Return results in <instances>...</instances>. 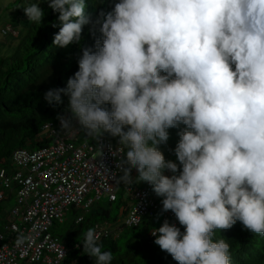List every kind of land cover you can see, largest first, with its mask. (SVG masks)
<instances>
[{
    "label": "clouds",
    "instance_id": "obj_1",
    "mask_svg": "<svg viewBox=\"0 0 264 264\" xmlns=\"http://www.w3.org/2000/svg\"><path fill=\"white\" fill-rule=\"evenodd\" d=\"M49 6L58 13L56 46L79 42L85 25L101 34L82 48L66 86L44 93L49 103L68 97L67 113L57 114L61 128L78 122L90 137L118 136L119 180L148 182L162 212L172 210L184 226L165 219L152 228L175 260L231 264L230 244L214 239L216 229L240 221L264 234V0H117L95 20L86 0ZM23 7L29 21L41 22L40 0ZM181 123L178 164L159 145ZM30 239L20 233L15 243ZM82 243L95 264H111L114 253L94 227Z\"/></svg>",
    "mask_w": 264,
    "mask_h": 264
},
{
    "label": "trees",
    "instance_id": "obj_2",
    "mask_svg": "<svg viewBox=\"0 0 264 264\" xmlns=\"http://www.w3.org/2000/svg\"><path fill=\"white\" fill-rule=\"evenodd\" d=\"M36 0H15L12 7ZM117 0H86V11L95 20L101 10L109 11ZM40 6L45 12L41 22L29 21L24 12L21 24L15 25L18 41L10 42L13 53L0 57V167L9 174L15 169L13 152L16 148L26 146H42L49 139H39L41 126L48 120H56L58 113H67L68 97L62 94L63 103H49L44 93L52 87L66 86L68 77L78 70V60L82 48L92 46L101 35L99 25L95 34L90 31L92 25H85L82 38L65 47L53 44L54 34L59 31L58 13L49 6V0H40ZM24 11V7H23ZM4 34L7 35L3 30ZM186 127L181 123L178 127L168 129L170 135L165 143L159 145L166 159L177 160L174 148L179 140V131ZM111 138L110 133H103ZM81 141L93 142L97 138L87 135L81 130ZM135 167L132 168V175ZM165 174H171L165 170ZM122 182L123 190L115 200L97 201L89 213L83 214L81 209L70 207L73 220L56 221L52 231L58 235L68 247V255L62 264H95V257L84 251L82 239L89 227H95L98 222L120 224L118 234L103 237L99 241L104 250L111 248L114 258L111 264H180L170 253L155 243L152 228L160 226L162 208L156 211L158 216H146L140 225L126 227L123 219L130 206V198L126 195L127 183ZM13 190L8 199L0 202V214L6 203L16 198L18 184L13 183ZM114 202H117L120 213L114 212ZM83 214L82 221H77ZM6 216H4L5 218ZM183 230V225H178ZM214 239L224 238L230 244L231 264H264V234L254 233L237 221L232 227L216 229ZM23 264H27L26 262ZM34 264V263H33Z\"/></svg>",
    "mask_w": 264,
    "mask_h": 264
},
{
    "label": "built area",
    "instance_id": "obj_3",
    "mask_svg": "<svg viewBox=\"0 0 264 264\" xmlns=\"http://www.w3.org/2000/svg\"><path fill=\"white\" fill-rule=\"evenodd\" d=\"M4 31L18 35L12 24ZM74 123L77 128L69 131L61 128L59 118L44 122L42 133L50 143L16 148L12 156L16 169L11 174L0 167V202L9 198L13 183L18 184L15 206L0 219L5 230L0 231V264H62L68 247L52 231L54 223L63 221L72 206L88 211L104 196L117 199L120 170L113 152L119 139L102 135L93 142L79 141L81 130ZM126 189L133 201L122 221L126 227L140 225L162 208L148 182L127 184ZM165 219L180 224L172 210L162 212ZM94 228L100 240L119 235L120 224L98 222ZM20 233H30L31 239L18 247L15 240Z\"/></svg>",
    "mask_w": 264,
    "mask_h": 264
},
{
    "label": "rangeland",
    "instance_id": "obj_4",
    "mask_svg": "<svg viewBox=\"0 0 264 264\" xmlns=\"http://www.w3.org/2000/svg\"><path fill=\"white\" fill-rule=\"evenodd\" d=\"M14 1L15 0H0V57H2V56L6 57L9 54L13 53L14 52L13 48H9L8 44L10 42L16 43L18 41V38L14 37L12 34L5 35L3 33V29H2L3 25H5L6 23H12V24H14V26L17 25V28H18L19 27L18 24H21V22L23 21V19H20L24 15L23 6H22V4H20V5H17L16 8L12 7V3ZM41 138H44V133H42ZM41 138H40V140H41ZM137 175H138V171L135 168L133 176L135 177ZM122 190H123L122 182L119 181L118 195L121 194ZM125 193H126V195H129V192L127 191V189H125ZM154 195H156L155 192H154ZM107 200H109L108 196H104L101 201L104 203ZM15 204H16V198L9 201V203L6 204V207H10V209H11L12 207L15 206ZM92 206L90 207V209L92 208ZM113 206H114V212L120 213V210L118 209L117 202H114ZM71 211L72 210L70 209L67 212L64 221L70 222L74 219ZM80 212H82L83 214L89 213V211L82 210V209L80 210ZM4 213H5V211H3V213H2L3 215H0L1 220H3V218H4ZM156 216H158V215H156ZM159 216H161V215H159ZM18 218H19V220H22V217H18ZM2 230L5 231L4 230V224H2L0 226V231H2Z\"/></svg>",
    "mask_w": 264,
    "mask_h": 264
},
{
    "label": "crops",
    "instance_id": "obj_5",
    "mask_svg": "<svg viewBox=\"0 0 264 264\" xmlns=\"http://www.w3.org/2000/svg\"><path fill=\"white\" fill-rule=\"evenodd\" d=\"M6 204H7V203H6ZM9 209H10V207H6V205H5V208H4L5 213L8 212ZM2 213H3V212H2ZM2 213H1L0 215H3ZM5 213H4V216L7 215V213H6V214H5Z\"/></svg>",
    "mask_w": 264,
    "mask_h": 264
}]
</instances>
